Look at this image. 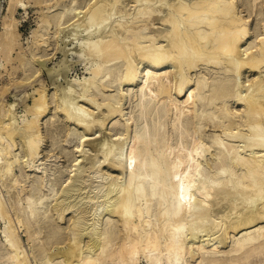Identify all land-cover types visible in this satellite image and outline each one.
Returning a JSON list of instances; mask_svg holds the SVG:
<instances>
[{"label":"bare ground","instance_id":"bare-ground-1","mask_svg":"<svg viewBox=\"0 0 264 264\" xmlns=\"http://www.w3.org/2000/svg\"><path fill=\"white\" fill-rule=\"evenodd\" d=\"M17 1L9 0L10 12ZM70 4H54L40 28L69 20L85 28L78 43L86 74L52 95L75 126L66 141L75 136L76 152L90 147L64 181V170L53 180L16 174V166L39 168L49 91L36 87L18 121L0 84V264H264V0ZM15 23L2 22L1 68L19 43ZM43 34L30 55L17 52L18 78L51 58ZM129 98L133 129L128 117L117 119ZM59 183L46 210V190Z\"/></svg>","mask_w":264,"mask_h":264},{"label":"rangeland","instance_id":"rangeland-1","mask_svg":"<svg viewBox=\"0 0 264 264\" xmlns=\"http://www.w3.org/2000/svg\"><path fill=\"white\" fill-rule=\"evenodd\" d=\"M67 1L68 0H65L64 1L65 3L61 2L60 6L63 5V4L65 5V6L63 5L64 7H67V6L71 5L70 4V0L68 2V5L66 3ZM87 2H88V0H87ZM8 3H9V0H0V30H1V26H2V22L3 21H13V20L16 21V23H15V34L17 36V41L19 43L14 47V49H13V51L11 53L12 54L11 57L13 59L9 63H6V67H4V68L0 67V70H2V74H3L1 79H0V84L7 83L8 87H9L7 92L4 94V99L8 103L16 104V110L15 111H16V116H17V120L18 121L21 118V114L25 113V111L23 110L24 109L23 105L24 104H28V103L31 104V102H32L31 101V99H32L31 98V94H32L31 92L33 90H35L36 87L39 88L43 84L47 88L46 91L47 92L49 91L48 92V95H49L48 97H49V102H50L49 103L50 105L48 107L47 113L41 119V128H42V134H43V144L41 146L42 148H41L40 155H39L37 161L35 162V164L38 165L39 168L38 167H31V168H29V167L22 168L21 167V169H20L19 167L16 166L15 173L18 174V175H20V173H24L26 175V173H27V174H29L30 177H33V176H36L37 174L48 172L49 176H47V178L51 180L52 177L56 178V176L58 175L57 173H59L61 170L62 171L64 170L63 171L64 174H65L63 176L64 178L61 179L62 177H60L61 181L62 180L64 181L65 176L67 177V174L70 173V172H73L72 170L74 168H76V166H74V164L79 162L78 160H80V157H78V153L80 151H77V152L75 151L76 148H77L76 145L78 144L79 141L75 138V136L69 137L68 141H66L68 131L71 128H73L74 125L72 123H70V122H66L65 119L56 111L57 110L56 109L57 105H56V103H54L55 102L54 99L56 97L55 94L58 91L61 92V90H63V88H66V87H68L70 85L73 86V87H77L78 82H79L78 80L81 79L86 74V72H84L85 71L84 69H86V68H84L85 66H83V65L88 64L87 63V60H88L87 59V55H85V54H83V53H81L79 51L80 50L79 48L81 46L79 44L80 43L79 41L82 40V38L85 35V28H82V27H79V26H78V28L75 27V26H72L73 29L71 27L69 28L68 26H70L71 23L73 24V22L69 20L71 23L69 21L66 22L67 24H69L68 26L64 22L65 25L61 24L62 26H60L59 28H55L54 25L50 26L52 29L49 27V30L45 29L46 27L45 28L43 27L44 31L46 30V32H44L43 29H41L42 27L40 28V26L42 24L41 22H42V18L44 17V15L46 13H49L47 10H50V12H54L55 9L57 8L56 10L60 11L62 9V7H63V6L60 7L59 5L56 6V2H54V0H48L47 3L43 2V1L40 2V0H18L17 3H16V6L13 8V10L11 12L8 10ZM81 3L83 5L85 4V2H83V1ZM81 3H80V6H78L79 8L80 7L82 8V6H83ZM54 4H55V6H54ZM52 6H54L55 9ZM48 7H49V9H47ZM79 8H77V9H79ZM84 8H86V6L83 7V9ZM51 9H53V11ZM43 13H44V15H43ZM38 26H39V28H38ZM94 26H92L90 29L94 28ZM74 28H77L79 30H77V29L75 30ZM80 28H82L83 30L81 31ZM54 29H56L58 31H56ZM39 31H41V33ZM55 31H56V33L59 32L56 35L57 37L55 36V34H54L55 37L52 35L53 33H55ZM71 31H72V33H70ZM77 31H79L80 34L76 33V34H78L77 38L72 39L71 37H73V36H71V35L73 33L77 32ZM36 32L39 33V34H43V33L46 34L47 33L45 35L46 37L44 36V34H43V37L49 39V40H47L48 42L46 43L48 46L45 44L42 49L43 50L45 49L46 51L45 50L44 51L48 52L46 56H50L51 55L50 56L51 58H48L47 61L45 62V64H43L41 66V70H40L41 72L39 71L38 74L33 72V70H34L33 68L35 67V65H34V66H32L33 70H31V71L27 70L26 72H24L22 78H18L19 76L20 77L22 76L21 73H23V71H22V68H18L17 67L18 68V70H17L14 67V66H17L19 64V61H20L19 57L17 58V56H16L18 54L17 52H19L20 51V47H22L21 51H23V53L28 56L30 54L27 51L30 49V47L33 48V49H36L35 46H36V42H37L36 41L37 37L34 36V35H36ZM82 33H84V35ZM69 34H70V37H69ZM50 35H52L53 37L50 36ZM62 35H64V37H62ZM50 37H51V39H50ZM59 37H62V38L59 39ZM68 38H70V39H68ZM65 42H66V44H65ZM56 44H58V47L56 49H54V47L57 46ZM64 44H65V46H64ZM77 44H78V46H77ZM45 47H47V48H45ZM60 47H62L61 48L62 50L59 49ZM27 48H28V50H27ZM74 48H76V49H74ZM77 49H78V51H77ZM65 53H67V55ZM53 54H54V56L52 57ZM26 55H25V57H26ZM43 57H45V56H43ZM14 58H16V59H14ZM2 60H3L2 57H0V61H2ZM3 62L5 63L4 60H3ZM62 63H65L69 67L68 71L65 74H58V76L55 75L54 76L55 78H50L51 76L49 75L48 70L50 69L52 71L53 69L57 68L59 64H62ZM83 63H85V64H83ZM36 64H37V62H36ZM11 67L14 68L17 71L16 72L13 71V69H11ZM9 73H10V75H9ZM32 73H33V76H31ZM11 74L12 75L15 74L14 75L15 81L24 79V77L27 74L28 75L31 74V75H30V78H29L30 80L28 79V81H26V82L24 81L21 84L15 85V84H12V83H14V79H13V77H11L12 76ZM48 75H49V77H48ZM64 75H65V77H64ZM8 80L11 81V82H9ZM39 81H41V82L39 83ZM109 89H112V88H109ZM110 92H112V90ZM24 93L28 94V95L30 93L31 94L26 97L27 101L25 99V103H22L21 98L25 95ZM52 94H54L55 97ZM53 97H54V99H53ZM187 97H188V92L186 93L184 98H187ZM80 103H82V102H80ZM132 105H133V103L131 102V100L129 98L128 101L124 104L123 112H125V115L119 116V117H117V119H120V121H123V119L125 117H128L129 121L132 122L131 126H132V129H133V128H135V124H134V120H133V117H132L133 114H134ZM18 115H20V116H18ZM172 122H173V117H169L168 123H167L169 128L171 127V125H172L171 123ZM108 130L113 131L112 127H110V123L108 124ZM91 136L92 135H90V137ZM171 137L173 138L172 135H171ZM86 144H87V142H86ZM89 147H90V145H89ZM89 147L87 145H85L83 147L84 149L82 150V153L84 152V150H86ZM127 147H128V145H126L125 149H123L124 152L126 151ZM80 148H81V146H80ZM77 149H79V148H77ZM18 150H16V152L18 151V152L21 153V149L19 148ZM76 156H77V159L75 160ZM123 157H124V154L122 155V158ZM39 158H40V160H39ZM73 158H74V160H73ZM74 161H77V162L74 163ZM42 167H44V169ZM22 170L25 171L26 173L23 172ZM58 170H59V172H58ZM112 173L114 174V172H112ZM53 175L54 176L56 175V176L54 177ZM57 178H59V177H57ZM55 181L56 180H54V182ZM57 182H59V181H57ZM60 183H59L58 186H56V184L54 185V192L51 193V195H50V191L46 190V193H48V195H49L48 196L46 194V196L50 199V201L47 200L48 198L45 199L46 200V204H44L45 206L44 205L43 206H44V208L46 210H47V208L50 209L51 208L50 206H52V204L54 203L53 201H55L56 193H57V195H58V193H60L59 192V190L61 189V188L59 189ZM4 195L6 197V195H7L6 192L4 193ZM46 205H48V206H46ZM44 208L42 210H44ZM70 215L71 214L67 215L68 216L67 219H69ZM67 222H68V220H67ZM67 222H66V224H67ZM103 223H104V221H103ZM64 224L65 223H63V225ZM0 226L1 227L3 226V223H2L1 220H0ZM21 234H23V232H21ZM22 238H23L24 241L26 240V237L24 235H22ZM2 239H3V236H2V233L0 232V241ZM141 263H145V262L143 261Z\"/></svg>","mask_w":264,"mask_h":264}]
</instances>
